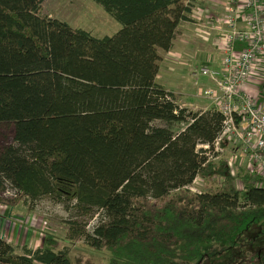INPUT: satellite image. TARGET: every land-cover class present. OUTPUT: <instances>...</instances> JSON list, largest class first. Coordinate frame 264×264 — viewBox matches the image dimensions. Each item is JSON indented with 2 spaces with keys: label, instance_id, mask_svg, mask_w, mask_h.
Segmentation results:
<instances>
[{
  "label": "trees",
  "instance_id": "1",
  "mask_svg": "<svg viewBox=\"0 0 264 264\" xmlns=\"http://www.w3.org/2000/svg\"><path fill=\"white\" fill-rule=\"evenodd\" d=\"M44 1L0 0V126L14 130L0 204L62 205L65 239L107 250L109 264H194L264 222V188L211 156L222 115L180 107L157 83L192 0H92L120 25L102 38L43 15ZM43 244L18 253L0 238V264H71Z\"/></svg>",
  "mask_w": 264,
  "mask_h": 264
},
{
  "label": "built area",
  "instance_id": "2",
  "mask_svg": "<svg viewBox=\"0 0 264 264\" xmlns=\"http://www.w3.org/2000/svg\"><path fill=\"white\" fill-rule=\"evenodd\" d=\"M190 4L192 6V2ZM201 8L198 7V10L203 12ZM223 10V14L214 18L218 26L225 28L219 43L220 67L211 69L202 66L191 77L194 80L204 77L214 83V87L201 90L200 95L223 117L211 156L221 159L226 147L234 144L230 156L222 158L230 174L234 175L246 162L254 177V186L264 188V109L249 89L264 55V0H231ZM237 45L241 48L238 49ZM203 148L208 149L207 146ZM195 182L188 188L192 192H198L193 187ZM1 196L8 199L14 196V192L6 191ZM32 221L33 226L36 223L34 230L37 231L46 225L42 220L34 218ZM15 222H19V228L21 224L28 223V219Z\"/></svg>",
  "mask_w": 264,
  "mask_h": 264
},
{
  "label": "rangeland",
  "instance_id": "3",
  "mask_svg": "<svg viewBox=\"0 0 264 264\" xmlns=\"http://www.w3.org/2000/svg\"><path fill=\"white\" fill-rule=\"evenodd\" d=\"M196 1L203 5L204 14L215 16L223 12V5L230 0ZM217 2L222 4V6L219 11L215 12L217 10ZM213 9L216 10L214 11ZM42 14L65 22L72 28L83 29L95 38L111 36L120 29V25L100 5L92 0H45L42 3ZM163 68L168 71L173 69L167 63L163 64ZM200 79L202 78L197 79L195 82L196 88L191 92L192 98L188 99L184 95H177V100L176 98L174 99L175 103L188 104L194 102L199 106L209 105V102L199 95L200 89H203L201 88ZM158 82L163 83L166 88H170L168 74H162ZM191 83H194V80ZM13 133L12 125L5 124L0 126V148L13 144ZM234 147V144L228 145L222 158L227 159ZM238 169L251 174L246 167V162H243ZM234 185L237 189L242 188L241 183L238 181H235ZM193 187L196 188L197 185L194 184ZM196 189L199 190L198 188ZM19 206L22 208V212H20L22 215H27L28 218L33 215L31 218L42 220L46 223L45 226L42 225L40 227L39 231H42L45 235L44 239L53 240V249H67L71 264H109L110 253L107 250H96L90 248L83 241L69 242L65 239L66 222L71 217V212L65 210L62 205L54 204L48 198H42L33 205L31 210H23V206ZM97 220V218L96 220L95 218L92 220L83 219V221L88 222L87 231L90 232L92 230ZM223 241V243L204 246L202 259L194 264H256L257 256L264 252V222L253 226L236 245L231 246L226 244L228 243L226 240Z\"/></svg>",
  "mask_w": 264,
  "mask_h": 264
},
{
  "label": "crops",
  "instance_id": "4",
  "mask_svg": "<svg viewBox=\"0 0 264 264\" xmlns=\"http://www.w3.org/2000/svg\"><path fill=\"white\" fill-rule=\"evenodd\" d=\"M191 2L193 7L190 21L182 22L177 27L171 49L162 54V63L160 62V69L157 76V83H159L158 80L161 75L168 74L170 88H166L163 83L159 84L166 90L172 92L176 100L177 95H184L188 99L192 98L191 92L196 88L195 82L199 78H202L200 79L201 88L214 87V83L209 79L198 77L194 80L191 75L194 72H198L202 66L218 69L221 63L219 43L223 37L225 28L217 25L214 18L218 15H206V13L204 14L205 10L203 5L200 2L196 0H192ZM218 3H216L217 10L213 9L214 11L216 10L215 12L219 11V8L222 6V4ZM225 5L226 3L222 9H224ZM198 7H202L203 12L198 10ZM237 48H241V45H237ZM261 60L258 66L259 70L249 83V89L255 94L258 104L264 109V55ZM165 63L169 64L173 69L170 71L165 70L163 68V64ZM192 80H194V83H191ZM203 89H200V91ZM178 104L180 107H185L192 111H206L212 108H210L212 106L210 102L209 105L203 106H199L194 102L188 104L178 102ZM21 209L19 205L12 207L0 204V238L12 244L18 253H21L23 247L32 250L42 248L45 235H41L40 232L42 231L34 230L36 223L33 226V218H31L33 215H30L29 218L27 215H22L20 213L22 212ZM23 210H26V208L23 207ZM26 218L28 219L27 225L23 223L18 228L17 225L19 222H15V220Z\"/></svg>",
  "mask_w": 264,
  "mask_h": 264
}]
</instances>
